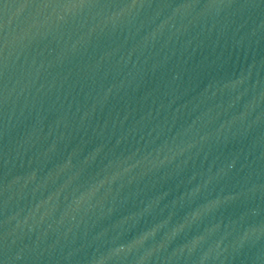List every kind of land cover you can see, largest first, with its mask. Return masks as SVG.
Masks as SVG:
<instances>
[{
    "label": "water",
    "instance_id": "water-1",
    "mask_svg": "<svg viewBox=\"0 0 264 264\" xmlns=\"http://www.w3.org/2000/svg\"><path fill=\"white\" fill-rule=\"evenodd\" d=\"M264 70V0H0V176L119 140Z\"/></svg>",
    "mask_w": 264,
    "mask_h": 264
}]
</instances>
